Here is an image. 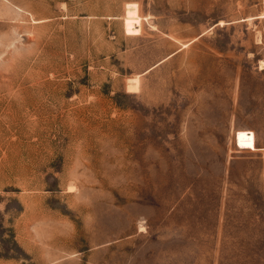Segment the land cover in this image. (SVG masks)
<instances>
[{"label": "rangeland", "instance_id": "obj_1", "mask_svg": "<svg viewBox=\"0 0 264 264\" xmlns=\"http://www.w3.org/2000/svg\"><path fill=\"white\" fill-rule=\"evenodd\" d=\"M0 264H264V0H0Z\"/></svg>", "mask_w": 264, "mask_h": 264}]
</instances>
